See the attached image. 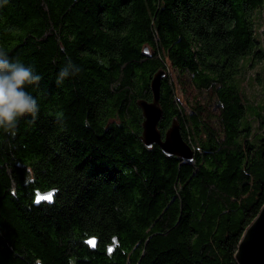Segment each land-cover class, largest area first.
<instances>
[{"label":"trees","instance_id":"1","mask_svg":"<svg viewBox=\"0 0 264 264\" xmlns=\"http://www.w3.org/2000/svg\"><path fill=\"white\" fill-rule=\"evenodd\" d=\"M258 24L264 0H0V48L42 77L35 121L0 129V264H237L264 204V98L245 89L262 63L264 92ZM69 60L80 72L57 84ZM168 62L214 90L220 133L185 112ZM159 70L158 129L177 122L189 162L141 140Z\"/></svg>","mask_w":264,"mask_h":264},{"label":"water","instance_id":"2","mask_svg":"<svg viewBox=\"0 0 264 264\" xmlns=\"http://www.w3.org/2000/svg\"><path fill=\"white\" fill-rule=\"evenodd\" d=\"M163 74L164 70H159L150 81L152 99L150 101L142 99L137 101L143 117L141 140L147 147L156 144L164 154L176 155L184 161L189 162L193 158V150L182 138L177 122L173 120L171 126L163 135L158 129V122L162 114L159 105V88ZM53 192V189L37 192L35 203L42 201L51 202ZM49 194H51V199H45L44 197H47ZM89 241H92V243H89ZM86 242L91 248H94L96 245V239L93 237L88 238ZM111 248L110 246L109 250ZM234 257L237 264H264V204L257 216L244 230Z\"/></svg>","mask_w":264,"mask_h":264},{"label":"clouds","instance_id":"3","mask_svg":"<svg viewBox=\"0 0 264 264\" xmlns=\"http://www.w3.org/2000/svg\"><path fill=\"white\" fill-rule=\"evenodd\" d=\"M80 68L69 60L58 72L56 83H62L69 75H76ZM42 77L31 65H26L19 58H11L0 48V129L11 137H15L18 124L26 115L33 123L40 111L37 99L26 89L38 85ZM57 120L63 119V114H57ZM85 126L88 122L85 121Z\"/></svg>","mask_w":264,"mask_h":264},{"label":"rangeland","instance_id":"4","mask_svg":"<svg viewBox=\"0 0 264 264\" xmlns=\"http://www.w3.org/2000/svg\"><path fill=\"white\" fill-rule=\"evenodd\" d=\"M260 32V24L257 25ZM264 41V29H263ZM168 72L174 82L175 95L186 113L195 111L196 107H201V118L213 127L216 132H221L220 122V106L217 102L213 89H197L191 83V75L187 71H180L173 67L170 62L167 63ZM262 63L257 64L248 71L249 81L245 85V89L249 97L255 102H261L264 98L262 80L257 78L263 77Z\"/></svg>","mask_w":264,"mask_h":264},{"label":"snow or ice","instance_id":"5","mask_svg":"<svg viewBox=\"0 0 264 264\" xmlns=\"http://www.w3.org/2000/svg\"><path fill=\"white\" fill-rule=\"evenodd\" d=\"M45 199H51V194H49L47 197H44ZM37 202H39V201H37ZM89 243H92V241H89Z\"/></svg>","mask_w":264,"mask_h":264}]
</instances>
